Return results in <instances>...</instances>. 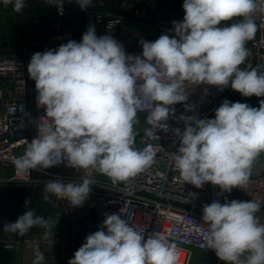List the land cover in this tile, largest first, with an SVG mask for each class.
Listing matches in <instances>:
<instances>
[{"label": "clouds", "instance_id": "9594fccd", "mask_svg": "<svg viewBox=\"0 0 264 264\" xmlns=\"http://www.w3.org/2000/svg\"><path fill=\"white\" fill-rule=\"evenodd\" d=\"M81 10L93 0H76ZM22 13L24 0H2ZM54 5L55 0H47ZM184 17L173 21V35L141 41L139 55L126 53L111 34L96 35L90 24L81 41L69 40L56 49L36 52L27 66L35 82L36 105L44 109L38 118V135L26 143L23 155L13 159L18 174L49 169L65 161L67 167L93 169L113 185L127 183L155 162L161 145H135L137 112L145 103L149 112L144 134L160 140L167 133L175 105L186 112L191 86L211 85L218 91L229 86L244 97H264V71L260 66L243 69L251 54L246 43L257 32L253 16L264 13V0H183ZM62 12V11H61ZM236 18L230 26L222 21ZM239 18V19H238ZM207 92V90H206ZM184 130L171 129L179 147L171 153L172 165L183 184L200 189L206 183L221 193L248 186L252 166L264 153V99L259 107L223 100L214 118L181 114ZM95 185L85 175L81 182L62 179L45 184L50 196L82 206ZM191 195V194H190ZM29 201L25 202V205ZM264 201L233 199L204 204L203 239L224 264H264V222L256 215ZM57 219L26 209L3 231L25 235L33 227L45 229L52 248ZM39 246L33 264H43ZM176 245L159 232L145 234L122 213L105 214L99 230L88 234L68 264H178Z\"/></svg>", "mask_w": 264, "mask_h": 264}, {"label": "built area", "instance_id": "2783aa9c", "mask_svg": "<svg viewBox=\"0 0 264 264\" xmlns=\"http://www.w3.org/2000/svg\"><path fill=\"white\" fill-rule=\"evenodd\" d=\"M99 5L107 6L102 2H99ZM50 6L54 12L53 27L58 34V40L78 41L80 27L85 25L83 15L86 17L96 15L97 21H102L103 10L92 7L81 10L79 5L72 0H55V4ZM126 11L152 17L146 14L147 10ZM114 14L116 17L110 19L109 24L105 26L108 32H114V27L120 24L123 17L121 14ZM253 19L257 27H264V13L257 12ZM165 33L173 35L169 27L157 25L156 33L149 38L157 39ZM104 34L106 32H102V35ZM259 45H264V42ZM59 46L30 44L21 46L18 51L9 53L0 51V186L26 185L32 189L37 187L40 193L50 180L60 178L64 183H79L87 175V178L94 181L95 185L92 186L87 201L77 207L73 218L74 230L78 233L85 231L83 235H78L82 244L85 243V237L88 234L99 230L106 213H120L121 211L122 218L130 217V223L144 228L146 235L159 232L170 243H174L179 253L178 264H191L195 248L203 252L201 264H206L207 253L210 249L205 246L203 239L207 228L202 221L203 205L210 204L213 200H219L223 204L225 199L228 201L233 199L264 201V176L250 178L247 188L233 189L230 193H221L218 186L214 187L210 183H206L200 189L190 184H183L177 178L178 173L172 165L171 153L179 147V140L171 129L179 128L181 132L184 130V123L177 119L181 114L206 118L223 102L229 87L223 91H218L215 86L211 85L189 87L187 103L195 106L194 111L186 112L183 104L175 105L176 118L170 117L168 121L170 130L167 133H157L160 140H150L145 136L144 131L136 134L134 146L137 149H142L148 143L161 145V147L154 164L136 177L130 178L127 183L113 185L107 176L97 174L93 169H89L86 173L83 169L67 167L66 161L49 169L32 170L28 175L18 174L12 161L24 154L25 142H30L38 135L36 124L38 118L44 115V109L36 105L35 82L29 77L27 66L34 53L56 49ZM123 47L130 55H139L142 51L141 45H123ZM258 55L255 66L259 65L261 71H264V55ZM253 56L254 53L251 52L240 67L248 69ZM31 95L33 97L32 110ZM140 112H149L146 103L137 113ZM261 172H264V153L254 162L251 174ZM58 200L68 203L64 199ZM256 215L261 222H264V205ZM219 264H224V262Z\"/></svg>", "mask_w": 264, "mask_h": 264}, {"label": "water", "instance_id": "95a60500", "mask_svg": "<svg viewBox=\"0 0 264 264\" xmlns=\"http://www.w3.org/2000/svg\"><path fill=\"white\" fill-rule=\"evenodd\" d=\"M91 7L103 11H109V12L121 14L123 16L130 17L140 22L150 23L153 25L167 26L170 29L173 28V24H172L173 21H182L184 17V11L171 10L170 0H158L157 8H156V16L154 18L137 15L132 12L119 8L97 5L95 3H93V6ZM21 17H22V26H23L27 45H30L31 43V45H35V46H56V45L66 44L70 40V39H60V40L38 39L30 42L28 37L24 8L22 10ZM234 22H236V18H233L232 20L229 21H222L221 24L218 25V27L230 26ZM86 30H87L86 25H82L80 27V37L77 42L81 41L82 35L86 32ZM96 35L98 37L102 36V32L96 31ZM116 40L122 45H141L142 40L154 41L156 39L136 38L132 40L131 39H116ZM261 42H264V27L263 28L257 27V32L255 33L253 39L246 43V47L250 49L252 53H254L250 67H255V64L259 58L258 54L264 55V45L261 46L259 45ZM239 96L240 93L234 91L225 99L234 102ZM220 104L216 108H218ZM30 105L32 110V106H33L32 95L30 98ZM215 109L206 118H214ZM261 176H264V172H261L259 174H251L250 178H256ZM38 191L39 190L37 187L35 189H32V187L26 185L0 186V264H15L17 262L26 235L25 234L21 236L18 234L6 233L3 231V225L8 222H14L20 215L24 213L26 209H33L38 196ZM29 198H31V200H29ZM26 201H29L27 205H25Z\"/></svg>", "mask_w": 264, "mask_h": 264}, {"label": "crops", "instance_id": "0c3cea01", "mask_svg": "<svg viewBox=\"0 0 264 264\" xmlns=\"http://www.w3.org/2000/svg\"><path fill=\"white\" fill-rule=\"evenodd\" d=\"M95 1L102 2L103 4H106L107 6L112 7V8H119V9H125V10H134V9L147 10V13L154 12V15H156V7H154L155 6L154 3H156L157 5V2H158V0H95ZM24 2H25L24 11L34 9L36 12H38L37 11L38 6L33 7L32 4H30L31 0H24ZM182 4H183V0H170V7L172 11L174 10L182 11L183 10ZM49 8L52 10L51 14L53 18H51L50 22L45 24V26L43 27L44 32L41 31L42 29H39L38 30L40 32L39 34L37 33V35H32L31 33L32 26L30 22L28 23L27 30H28V37H29L30 42L38 40V39H45V40L58 39V34L53 27V23L55 21L54 12L50 5H49ZM20 16H21V13H20ZM25 17H26V11H25ZM26 23H27V19H26ZM84 23L86 27L88 28L87 21ZM21 25H22V17H21ZM153 26L157 27V25H153ZM16 31L17 30L14 28V30L10 33L12 37L10 39L11 40L10 43L8 44L10 46L11 45H15V46L27 45L23 26H22V34L20 38H18ZM113 38L129 39L127 37L116 38L115 36H113ZM136 38H142V36L138 35V36H135L133 39H136ZM148 38L149 37H145V39H148ZM261 99H264V97L252 96V97H248L242 103H247L251 107H255V106L259 107V101ZM143 115L146 118L148 115V112L147 114H143ZM40 199H42V196H40V193H38L35 205L37 204V202H39L38 200ZM61 203L64 205L65 211L68 214L67 216L71 219L72 222L67 223L65 226H61V227H57L56 229H53L54 244L52 248L49 244V240H46L44 238L45 231H42L39 233H32V231L29 230V232L26 233L25 235L23 246L20 250L18 260L15 264H33V260L35 259V249L37 246H39L40 250L42 251L45 257L43 264H68L69 259L73 257L75 251H77L78 248L82 244L80 240L78 239V235L79 234L83 235V232L85 231H82V233H78L76 230H74L73 218L76 215L77 207H70L68 203H63L62 201ZM207 256L208 257H207L206 264H219L220 262H222L217 258V256L211 249L208 251ZM202 258H203V252L195 248L191 264H201Z\"/></svg>", "mask_w": 264, "mask_h": 264}, {"label": "rangeland", "instance_id": "374dc122", "mask_svg": "<svg viewBox=\"0 0 264 264\" xmlns=\"http://www.w3.org/2000/svg\"><path fill=\"white\" fill-rule=\"evenodd\" d=\"M74 1V0H72ZM30 4L32 6H38L36 12L34 9L32 10H25L26 11V19H27V26L28 23L30 22L32 28V35H37L40 32L38 31L39 29H42L41 31L44 32V26L48 22H50L52 17V10L49 8V5L47 3V0H31ZM154 7L157 8L156 3H154ZM183 11V10H182ZM148 16L155 17L153 13H147ZM102 15V21L99 22L97 21V16H88L86 17L83 15L84 22L87 21L88 26L90 24L95 26L96 31H101V32H106L108 34H111L112 36H115L116 38H122V37H127L129 39H133L135 36H142V38L145 37H150L153 36L156 31L157 27L153 26V24L150 23H144L137 21L135 19H132L130 17L123 16L121 19V22L119 25L114 27V32L110 31L108 32L105 28L107 24H109V20L113 19L116 17V15L112 12L108 11H103ZM14 28L17 30V35L18 38L21 37L22 34V25H21V16L20 13H16L13 10L12 5L5 6L2 3V0H0V51H5V52H13V51H18L21 46H15V45H9L10 39L12 35L10 34ZM138 34V35H137ZM234 91L231 89L229 86L227 90V95L224 97H228L230 94H232ZM248 97H244L240 94V96L234 101V102H243L247 99ZM223 99V100H224ZM143 114H147V112H140L137 113V120L138 123L134 126V130L136 134H141L142 131L145 130L147 124H146V118L144 117ZM62 172V171H61ZM97 174L99 172L96 171ZM44 188H42L40 192V196H42V199L38 200L37 204L34 207L35 213L40 216H44L45 218H52V219H57L58 218V223L56 224L55 228L65 226L67 223H71V219L67 216L68 214L65 211L64 205L61 203L60 200H58L55 196H50L49 201L44 200ZM68 208V207H67ZM32 233H39L42 231H45L44 228L42 227H33L30 229Z\"/></svg>", "mask_w": 264, "mask_h": 264}, {"label": "trees", "instance_id": "16d2710c", "mask_svg": "<svg viewBox=\"0 0 264 264\" xmlns=\"http://www.w3.org/2000/svg\"><path fill=\"white\" fill-rule=\"evenodd\" d=\"M74 1H75V3L77 4L76 0H74ZM93 3L99 5V2H96L95 0H93ZM108 7H109V6H108ZM206 263H207V262H206Z\"/></svg>", "mask_w": 264, "mask_h": 264}]
</instances>
